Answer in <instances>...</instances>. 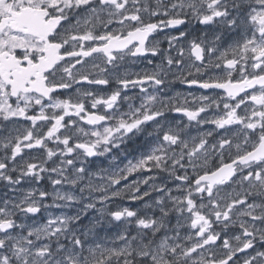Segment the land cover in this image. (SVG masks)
I'll return each mask as SVG.
<instances>
[{
    "label": "snow or ice",
    "instance_id": "snow-or-ice-1",
    "mask_svg": "<svg viewBox=\"0 0 264 264\" xmlns=\"http://www.w3.org/2000/svg\"><path fill=\"white\" fill-rule=\"evenodd\" d=\"M0 264H264V0H0Z\"/></svg>",
    "mask_w": 264,
    "mask_h": 264
},
{
    "label": "flooded vegetation",
    "instance_id": "flooded-vegetation-1",
    "mask_svg": "<svg viewBox=\"0 0 264 264\" xmlns=\"http://www.w3.org/2000/svg\"><path fill=\"white\" fill-rule=\"evenodd\" d=\"M158 62V61H157ZM138 67H143V65H139ZM172 91H180V92H187V91H192L194 94H199V92L201 91V90H199V89H196V88H192V89H187L185 86H183V85H180V84H175V85H173L172 86ZM141 141L140 140H138L137 141V144H139ZM130 179H132L131 177H130ZM124 203L125 204H127L128 202L127 201H124ZM137 207H140L141 205L139 204V202L137 203V205H136ZM110 232H114L115 231V229H110L109 230Z\"/></svg>",
    "mask_w": 264,
    "mask_h": 264
},
{
    "label": "rangeland",
    "instance_id": "rangeland-1",
    "mask_svg": "<svg viewBox=\"0 0 264 264\" xmlns=\"http://www.w3.org/2000/svg\"><path fill=\"white\" fill-rule=\"evenodd\" d=\"M84 223H85V224L88 223V218H85Z\"/></svg>",
    "mask_w": 264,
    "mask_h": 264
}]
</instances>
